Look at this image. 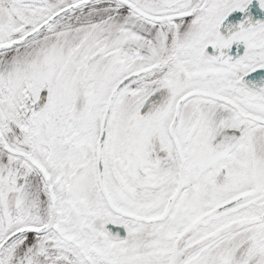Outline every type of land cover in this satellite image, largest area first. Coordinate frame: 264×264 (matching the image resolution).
I'll use <instances>...</instances> for the list:
<instances>
[{"label":"snow or ice","instance_id":"snow-or-ice-1","mask_svg":"<svg viewBox=\"0 0 264 264\" xmlns=\"http://www.w3.org/2000/svg\"><path fill=\"white\" fill-rule=\"evenodd\" d=\"M0 264H264V0H0Z\"/></svg>","mask_w":264,"mask_h":264}]
</instances>
